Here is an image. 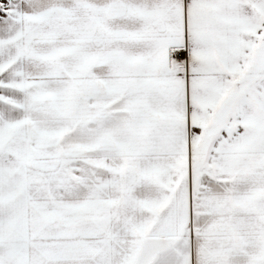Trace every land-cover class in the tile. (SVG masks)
Instances as JSON below:
<instances>
[{
    "label": "snow or ice",
    "instance_id": "6c2138e0",
    "mask_svg": "<svg viewBox=\"0 0 264 264\" xmlns=\"http://www.w3.org/2000/svg\"><path fill=\"white\" fill-rule=\"evenodd\" d=\"M0 264H264V0H0Z\"/></svg>",
    "mask_w": 264,
    "mask_h": 264
}]
</instances>
